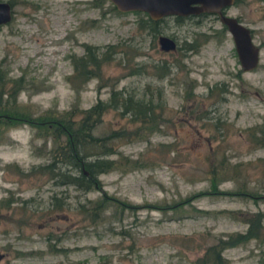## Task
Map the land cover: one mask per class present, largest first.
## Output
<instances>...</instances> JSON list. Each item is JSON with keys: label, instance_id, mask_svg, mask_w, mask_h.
Segmentation results:
<instances>
[{"label": "rangeland", "instance_id": "374dc122", "mask_svg": "<svg viewBox=\"0 0 264 264\" xmlns=\"http://www.w3.org/2000/svg\"><path fill=\"white\" fill-rule=\"evenodd\" d=\"M4 1L11 18L0 25V72L7 87L21 78L14 103L25 112L82 109L107 98L109 86L98 87L95 79L77 93L65 80L69 55H80L83 43L118 44L132 64L116 54L119 63L102 67L106 83L137 92L148 86L153 101L159 88L163 109L158 131L121 144L111 156L120 157L117 167L97 175L98 185L87 192L28 173L47 162L50 144L34 127H0V203H8L0 204V264H193L219 238L243 232L242 217L264 213V147L248 143L242 132L264 126V0H240L225 10L258 47L257 65L248 72L240 70L227 32L221 39L212 34L221 26L212 14L161 22L158 34L176 44L166 52L157 46L158 34L152 38L138 27L143 12H118L106 0ZM201 32L212 36L196 52H183V42ZM159 61L170 67L162 79L150 69L128 74L136 63ZM101 127L135 128L114 111L103 114ZM138 157L148 165L124 163ZM221 158L212 190L208 172ZM230 164H238L235 172ZM240 188L262 197L234 195ZM101 196L109 202L99 215L78 209ZM260 225L258 239L221 251L227 264H264V216Z\"/></svg>", "mask_w": 264, "mask_h": 264}, {"label": "trees", "instance_id": "16d2710c", "mask_svg": "<svg viewBox=\"0 0 264 264\" xmlns=\"http://www.w3.org/2000/svg\"><path fill=\"white\" fill-rule=\"evenodd\" d=\"M239 1L233 0V3L236 4ZM112 8L114 7L112 6ZM206 15L201 13L188 16H166L151 20L145 14L144 18L138 19V27L148 31L151 37L154 38L159 33L158 25L167 18H172L174 22L179 23L184 19L200 18ZM225 32V27L221 25L212 34H216L221 39L224 37ZM197 34L200 36L198 39L193 37L189 42H183L181 46L183 52H196L198 47L212 36V34L203 32ZM102 47L103 49H100V47L83 43L80 55H69L72 70L65 77V80L71 84L72 89L76 93L90 79L97 80L98 87L109 86V94L105 100L97 98L93 104L82 109L71 105L58 113L43 111L32 116L14 103L16 93L19 90V86H21V78L18 77L12 80L10 86L7 87V82L3 80L4 77H2L0 72V127L7 128L14 126L18 122L27 123L32 128L34 127V134L37 137L50 142L46 151L47 162L30 167L28 173L43 175L53 185H68L82 192L90 191L96 184L98 185L97 175L117 167L120 157L112 158L111 156L118 153L117 148L121 144L130 142L132 137L146 140L147 134H150L153 130L158 131L159 121L162 116L161 110L163 109V104H161L159 97L160 89H155L154 96L156 99L153 101V93L148 86H145L142 92H137L138 90H131V88L130 90L115 88L116 81L107 84V78L104 77L102 67L112 62L116 54L123 55V65L127 66L128 64L130 67L132 63L128 62L124 50L117 49L118 44H108ZM121 59L117 57L115 60H118L119 63ZM148 69L159 79H162L170 72V67L166 62L159 61L153 64L151 62L136 63L134 67L129 69L128 74L144 73ZM192 86L191 84L188 85L185 93L186 97L191 96ZM209 92H211L210 89ZM108 111H114L120 117H126L127 122L134 125L135 128L130 131L127 130L128 127L126 129L123 127L103 129L101 127L102 117ZM200 114L202 115L200 119L207 118L204 117V114ZM215 127L219 126L215 125ZM242 132L248 143L254 144L256 147H264L263 125L254 124L243 128ZM161 145L168 146V144ZM123 159L124 163H128L133 168L148 165L146 161H142L139 157ZM218 162V166L212 165L208 172L207 182L212 190H216V185L219 182L218 176L215 175L216 172H221L224 168L223 163L225 161L221 158ZM237 167L238 164H230L232 172H235ZM239 190L233 194L248 196L253 199L262 197L257 196L253 191L248 192L242 188ZM107 199V197L101 196L92 201L86 200L87 204L85 206L78 203V209L81 212H86L92 218L95 215H99L106 208V204L109 202ZM3 201L5 202L3 205H8L7 199ZM263 216L264 213L258 211L242 217V222L246 224L243 232L230 233L224 238H219L214 244L207 246L201 257L197 258L193 264H227V261L222 258L221 251L226 247L249 239H258Z\"/></svg>", "mask_w": 264, "mask_h": 264}, {"label": "water", "instance_id": "95a60500", "mask_svg": "<svg viewBox=\"0 0 264 264\" xmlns=\"http://www.w3.org/2000/svg\"><path fill=\"white\" fill-rule=\"evenodd\" d=\"M118 12H143L151 20L166 16H188L201 13L215 15L230 36L234 52L242 72L254 69L258 61V47L252 43L249 29L235 17L229 16L225 10L233 0H106ZM11 18L8 2L0 0V25ZM156 43L162 51H173L175 41L164 34L156 36Z\"/></svg>", "mask_w": 264, "mask_h": 264}, {"label": "flooded vegetation", "instance_id": "af4514ba", "mask_svg": "<svg viewBox=\"0 0 264 264\" xmlns=\"http://www.w3.org/2000/svg\"><path fill=\"white\" fill-rule=\"evenodd\" d=\"M233 4V3H232Z\"/></svg>", "mask_w": 264, "mask_h": 264}]
</instances>
